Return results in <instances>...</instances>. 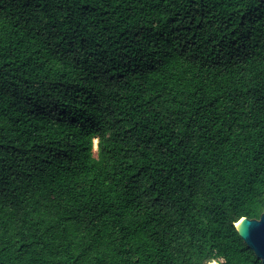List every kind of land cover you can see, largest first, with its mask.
<instances>
[{"label": "trees", "instance_id": "16d2710c", "mask_svg": "<svg viewBox=\"0 0 264 264\" xmlns=\"http://www.w3.org/2000/svg\"><path fill=\"white\" fill-rule=\"evenodd\" d=\"M263 212L264 1L0 0V264H262Z\"/></svg>", "mask_w": 264, "mask_h": 264}, {"label": "water", "instance_id": "95a60500", "mask_svg": "<svg viewBox=\"0 0 264 264\" xmlns=\"http://www.w3.org/2000/svg\"><path fill=\"white\" fill-rule=\"evenodd\" d=\"M264 1V0H262ZM244 224V227H241ZM239 228H236L245 245L264 264V212L259 219L243 218Z\"/></svg>", "mask_w": 264, "mask_h": 264}, {"label": "clouds", "instance_id": "9594fccd", "mask_svg": "<svg viewBox=\"0 0 264 264\" xmlns=\"http://www.w3.org/2000/svg\"><path fill=\"white\" fill-rule=\"evenodd\" d=\"M101 139L100 136L92 137L91 142L94 150L98 151ZM201 259L204 260V264H225V257L219 254L216 250L209 251L207 255L201 257Z\"/></svg>", "mask_w": 264, "mask_h": 264}, {"label": "bare ground", "instance_id": "6f19581e", "mask_svg": "<svg viewBox=\"0 0 264 264\" xmlns=\"http://www.w3.org/2000/svg\"><path fill=\"white\" fill-rule=\"evenodd\" d=\"M241 222H242V219H241L240 221H238V222L235 224V226H236L237 228H239Z\"/></svg>", "mask_w": 264, "mask_h": 264}, {"label": "snow or ice", "instance_id": "6c2138e0", "mask_svg": "<svg viewBox=\"0 0 264 264\" xmlns=\"http://www.w3.org/2000/svg\"><path fill=\"white\" fill-rule=\"evenodd\" d=\"M241 227L243 228L244 227V224H241Z\"/></svg>", "mask_w": 264, "mask_h": 264}]
</instances>
